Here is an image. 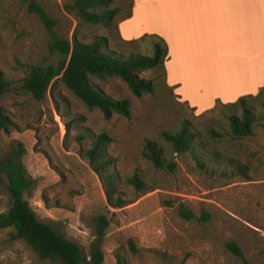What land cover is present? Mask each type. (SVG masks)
<instances>
[{
  "label": "rangeland",
  "instance_id": "374dc122",
  "mask_svg": "<svg viewBox=\"0 0 264 264\" xmlns=\"http://www.w3.org/2000/svg\"><path fill=\"white\" fill-rule=\"evenodd\" d=\"M70 1L38 0L57 20L60 36L76 33L84 42L103 36L106 48L117 53L152 55L147 40L126 43L119 39L117 23L128 13L130 0L108 3V9L118 11L106 24L78 22L64 10V3ZM48 43L45 27L21 0H0V70L9 83L0 106L17 125L10 134L0 131V160L16 142L24 144L23 163L34 180L24 198L38 219L87 254L93 218L105 214L110 223L101 246L103 264H118L117 255L126 264H264V129L259 121L250 136L233 137L226 109L197 113L179 102L160 68L138 72L154 85L152 94L140 97L116 76L90 77L107 95L128 101L129 118L113 113L104 119L97 108L85 106L60 81L47 98L37 101L21 85L32 66L55 62ZM254 107L258 114L262 112L259 102ZM183 122L193 130L194 149L177 154L160 134L176 131ZM81 132H104L112 139L106 146L115 159L110 171L116 174L117 189L127 205L112 208L107 204L99 178L80 155L91 142L86 136L78 143ZM145 139L163 148L166 160L175 163L172 172L156 169L142 157ZM134 173L151 191L143 194L126 182ZM9 205L6 179L0 175V212ZM180 205L195 219L182 218ZM12 232V228L0 230V264H57L40 259L23 240L12 238ZM230 241L241 249L243 259L226 248Z\"/></svg>",
  "mask_w": 264,
  "mask_h": 264
},
{
  "label": "trees",
  "instance_id": "16d2710c",
  "mask_svg": "<svg viewBox=\"0 0 264 264\" xmlns=\"http://www.w3.org/2000/svg\"><path fill=\"white\" fill-rule=\"evenodd\" d=\"M21 1L26 5L27 11L36 15L45 27L49 36L48 50L55 57L53 63L32 66L23 78L21 88L33 99L40 101L47 98L51 94L54 83L60 81L85 106L97 108L104 119H109L113 113L129 118V103L126 99H114L107 95L90 81V77L104 79L116 76L127 85L136 97L153 93L152 80L139 77L138 72L160 68L164 74L163 63L167 47L162 38L145 34L136 40L126 42L141 43L147 40L152 48V55L134 52L117 53L106 48V38L103 36H96L91 42L80 40L76 33H73L71 37L60 36L56 32L57 20L45 11L38 0ZM111 1L72 0L64 3V10L78 22L106 24L118 11V8H107V4ZM131 6L132 0H130L128 13L119 21L130 17ZM8 90V80L0 70V97ZM255 102H259L262 108L260 114L255 110ZM54 104L55 109L58 110L56 100ZM218 107H223L228 111L227 119L230 134L233 137L250 136L254 123L258 121L264 129V85L256 94L240 96L234 102L222 103L217 100L208 111H213ZM65 126L68 130L69 124H65ZM16 129L17 125L11 120L8 112L0 106V131L10 134ZM160 135L171 144L173 152L177 154L192 152L194 149L195 135L187 122H183L174 132L163 131ZM86 136L91 139L90 147L80 152V155L87 159L91 170L99 178L107 204L112 208H121L127 205L121 192L117 189V176L113 171H110L115 159L107 153L106 146L112 139L104 132L98 134L81 132L77 137V142L80 143ZM25 151L24 144L16 142L5 160H0V175H4L6 179V189L10 198L8 209L0 212V230L12 228V238L23 240L40 259H48L57 264H103L104 254L101 246L110 223L108 217L105 214H98L93 218V238L87 254L82 252L78 244L67 239L51 225L38 219L24 198V193L34 185V180L28 176L23 163ZM142 157L156 169L172 172L175 168L174 162L166 160L163 148L150 139L144 140ZM196 160L199 165H202L198 158ZM126 182L143 194L151 191L137 173L127 177ZM43 202L47 207H51L48 206L45 198H43ZM178 212L186 220L195 219V215L183 205L179 206ZM202 219L206 220L207 217L202 216ZM130 248L132 252H136L132 242H130ZM226 248L235 256L243 259V253L235 242H228ZM116 259L118 264H126L119 255L116 256Z\"/></svg>",
  "mask_w": 264,
  "mask_h": 264
},
{
  "label": "crops",
  "instance_id": "0c3cea01",
  "mask_svg": "<svg viewBox=\"0 0 264 264\" xmlns=\"http://www.w3.org/2000/svg\"><path fill=\"white\" fill-rule=\"evenodd\" d=\"M118 34L162 38L165 84L197 113L264 85V0H132Z\"/></svg>",
  "mask_w": 264,
  "mask_h": 264
}]
</instances>
